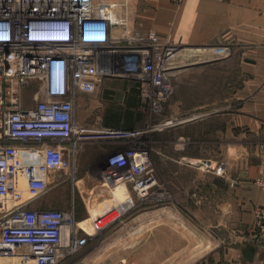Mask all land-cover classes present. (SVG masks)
Here are the masks:
<instances>
[{
    "label": "crops",
    "instance_id": "obj_1",
    "mask_svg": "<svg viewBox=\"0 0 264 264\" xmlns=\"http://www.w3.org/2000/svg\"><path fill=\"white\" fill-rule=\"evenodd\" d=\"M97 1L115 4L118 33L152 30L178 47L163 122L144 117L147 125L137 134L154 163L160 194L143 201V215L125 232L138 235L131 252L142 259L135 263L264 264V235L254 230V208L264 205V188L256 182L264 156V0ZM128 83L108 77L93 92L78 91L76 123L136 131L141 119L131 112L138 102ZM37 88L35 80L20 87L23 109L43 99ZM135 137L82 142L77 169L93 154L132 146ZM62 176L49 175L47 191L28 207L69 209L57 198Z\"/></svg>",
    "mask_w": 264,
    "mask_h": 264
},
{
    "label": "built area",
    "instance_id": "obj_2",
    "mask_svg": "<svg viewBox=\"0 0 264 264\" xmlns=\"http://www.w3.org/2000/svg\"><path fill=\"white\" fill-rule=\"evenodd\" d=\"M114 6L97 0H0V264H61L136 205L132 201L130 208L114 207L91 217L90 232L79 226L73 207H28L47 191L50 173L60 172L76 186L82 142L138 133L77 124L78 91L93 92L108 77L130 79L154 115L161 114L173 93L178 47L152 30L128 31L123 40ZM112 39L117 44L111 49H91ZM30 80L44 97L23 109L20 87ZM262 170L256 182L264 187V165ZM101 179L110 188L123 184L137 202L160 194L144 148L112 153ZM254 230L264 235V205L254 208Z\"/></svg>",
    "mask_w": 264,
    "mask_h": 264
},
{
    "label": "rangeland",
    "instance_id": "obj_3",
    "mask_svg": "<svg viewBox=\"0 0 264 264\" xmlns=\"http://www.w3.org/2000/svg\"><path fill=\"white\" fill-rule=\"evenodd\" d=\"M123 31L125 34L123 40H125L124 38L128 36L127 32L129 30H127V28H123ZM130 32L132 33V31ZM116 44L117 43L112 39L109 43L103 46L91 49L106 50L111 49ZM120 44L126 45V43L124 42H121ZM127 80L130 82L128 84L133 86L130 89V92H133L135 94L134 96L138 102L135 111L131 112L136 115V118L141 119V124H138V129L136 130V132L139 133L145 129V126L147 124L143 122L144 117L150 118L151 114L153 116L152 119L160 120L157 124H161L163 122V119L161 118V116L164 114L163 111L160 115H154L146 106H143V103L140 100L136 83H134L130 79ZM174 86L175 84L173 80V92L175 88ZM32 89L35 90L36 86H33ZM166 102L164 103V105L166 104ZM87 128L96 129L89 126H87ZM137 134V137H135V143L132 146H134L135 148L145 149L143 143V135ZM87 146L92 145L89 143L87 144ZM111 154H107L105 156L101 154H93V156H91L89 159L84 160L78 168V180L76 181V186L78 189L68 180H64L63 183L58 187L60 189H58L57 191L59 193L57 194V198H59L61 202L67 207L70 205L69 208H74L76 218L80 222V226L87 232L92 231L90 227L91 217L98 216L114 207H119L120 209L121 206L125 209L130 208L132 206V201L136 205L135 207L121 214L117 218V220L114 221L110 226H108L101 234L92 236L88 241V245L83 248V250H80L64 259L61 264H114L113 260L115 261V259H117L118 257L119 262H116V264H142V260L141 263H135V258L142 259V255L138 257L133 256L135 251L131 252V250L134 249V243L137 240L138 235H129V233L126 234L125 232L129 231V226L134 225L129 221H131L135 216L143 215L144 205L143 202H137L134 196H132L131 199L132 194L130 195V192L123 184L118 185L115 188H110L107 187L102 181L101 173L106 166L105 160ZM151 162L157 178V172L154 163L152 160ZM260 163L262 168V166L264 165V156L263 159H261ZM51 174L53 173H50V175ZM62 177L65 178V176ZM260 187L264 188L262 186ZM110 214L112 216L116 215V213H114L113 211H111ZM102 248L105 250H101Z\"/></svg>",
    "mask_w": 264,
    "mask_h": 264
},
{
    "label": "bare ground",
    "instance_id": "obj_4",
    "mask_svg": "<svg viewBox=\"0 0 264 264\" xmlns=\"http://www.w3.org/2000/svg\"><path fill=\"white\" fill-rule=\"evenodd\" d=\"M170 123H171V122H170ZM170 123H165V124L167 125V124H170ZM135 135H136V134H135ZM102 181H103V180H102ZM104 184H105V183H104ZM105 185H106V184H105ZM118 185H121V184H118ZM118 185H116L115 187H117ZM106 186H107V185H106ZM107 187H108V186H107ZM115 187H114V188H115ZM79 226H80V223H79ZM17 250H22V248L17 249ZM4 261H5V260H2V263H1V264H3Z\"/></svg>",
    "mask_w": 264,
    "mask_h": 264
}]
</instances>
